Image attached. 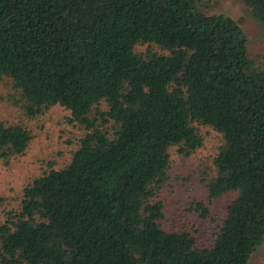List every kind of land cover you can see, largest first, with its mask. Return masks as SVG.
<instances>
[{"label":"trees","instance_id":"1","mask_svg":"<svg viewBox=\"0 0 264 264\" xmlns=\"http://www.w3.org/2000/svg\"><path fill=\"white\" fill-rule=\"evenodd\" d=\"M212 1L0 0V79L28 115L60 105L86 128L68 165L7 212L0 264H247L264 239V54L248 56ZM241 1L264 22V0ZM195 124L224 140L209 200L232 196L209 247L161 223L169 149L197 150ZM30 141L0 119V159Z\"/></svg>","mask_w":264,"mask_h":264},{"label":"rangeland","instance_id":"2","mask_svg":"<svg viewBox=\"0 0 264 264\" xmlns=\"http://www.w3.org/2000/svg\"><path fill=\"white\" fill-rule=\"evenodd\" d=\"M209 14H224L236 20L247 37V54L256 58L264 54V22L257 20L252 10L241 0H213ZM146 45L136 50H146ZM107 110L101 102L97 109ZM0 119L18 124L29 130L31 141L26 151L10 158L0 159V224L7 212L20 208L24 187L33 179L51 169L68 165L79 147L86 128L71 121V112L54 105L44 113L30 116L23 108V101L12 82L0 79ZM203 136V144L190 155L180 153L179 146L169 149L171 164L168 182L160 199L164 203L165 218L162 226L169 231H188L194 234L201 247L212 245L224 210L231 195L209 200L207 184L214 175V158L223 144V136L207 125L195 124ZM107 124L106 127H109ZM204 204L208 215L202 217L197 204ZM247 264H264V239L251 254Z\"/></svg>","mask_w":264,"mask_h":264}]
</instances>
